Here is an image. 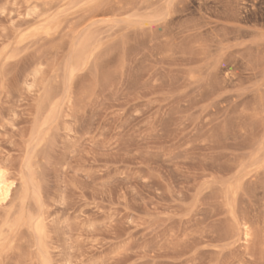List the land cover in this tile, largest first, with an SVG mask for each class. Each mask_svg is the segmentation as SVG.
<instances>
[{
  "label": "rangeland",
  "instance_id": "rangeland-1",
  "mask_svg": "<svg viewBox=\"0 0 264 264\" xmlns=\"http://www.w3.org/2000/svg\"><path fill=\"white\" fill-rule=\"evenodd\" d=\"M111 1L0 0V264H264V0Z\"/></svg>",
  "mask_w": 264,
  "mask_h": 264
},
{
  "label": "bare ground",
  "instance_id": "bare-ground-1",
  "mask_svg": "<svg viewBox=\"0 0 264 264\" xmlns=\"http://www.w3.org/2000/svg\"><path fill=\"white\" fill-rule=\"evenodd\" d=\"M113 1V0H112ZM111 1V2H112ZM116 1L117 0H115L114 1V5L111 3V5H113V6H115L114 8H116ZM131 1V0H130ZM149 1V0H148ZM132 2V1H131ZM109 2L107 1V4H108ZM119 3H121V4H123L122 3V1L120 0V2L118 1V6L120 7V5H119ZM128 3V2H127ZM130 3V2H129ZM152 3V2H151ZM151 3H150V5H151ZM103 5H101V6H104V2L102 3ZM106 4V3H105ZM97 5V4H96ZM100 5V4H99ZM110 5V4H109ZM107 5H105L104 7H106ZM113 6H112V8H113ZM117 6V7H118ZM122 6V5H121ZM124 6V5H123ZM116 8V10L117 9H120V8H122V7H120V8ZM102 8V7H101ZM100 8V9H101ZM109 9H105V10H109L110 11V9H111V13H112V8H111V6L110 7H108ZM93 9V8H92ZM98 9V10H97ZM97 9H94V10H96V11H98L99 12V8H97ZM125 9H126V7H125ZM115 9H113V11H116ZM121 10V9H120ZM96 11H94V13H96ZM119 11V10H118ZM123 11V10H122ZM102 12V11H101ZM106 12H108V11H106ZM124 12V11H123ZM109 13V12H108ZM118 13H120V12H118ZM122 13V12H121ZM91 14V13H90ZM107 14V13H106ZM90 16H92V15H90ZM94 18V17H93ZM51 21H53V20H51ZM52 22H50L49 23V21H48V23L46 24V23H44V25H48V24H51ZM54 23V22H53ZM43 25V26H44ZM57 25V24H56ZM51 26V25H50ZM53 27H55V26H53ZM51 28V27H50ZM44 30V29H43ZM84 37H86V36H84ZM89 38H91L90 36H88ZM83 39V38H82ZM87 40V39H86ZM94 40V39H93ZM84 41V40H83ZM87 43H90V40H89V42L88 41H86ZM92 42V41H91ZM80 43V42H79ZM84 43V42H83ZM82 43V41H81V45L83 44ZM86 44V43H85ZM84 44V45H85ZM93 44V43H92ZM84 45H82L83 47H84ZM83 47H79V51L80 52H83V54H85L86 52L83 50ZM87 47V46H86ZM80 48H82V50H80ZM89 48V47H88ZM88 48H86V49H88ZM85 49V50H86ZM76 52H78V51H76ZM79 52V53H80ZM85 52V53H84ZM75 55H76V53H74ZM87 55H88V51H87ZM77 56H80V54L79 55H77ZM84 56L85 55H83V58H84ZM90 56V55H89ZM88 56V57H89ZM76 58V57H75ZM81 59V58H80ZM89 59V58H88ZM77 60V58L75 59V61ZM87 59H86V57L84 58V63H85V61H86ZM76 62H78V61H76ZM83 62V61H82ZM70 63V62H69ZM74 64V63H73ZM72 64V65H73ZM76 64V63H75ZM74 64V65H75ZM86 64V63H85ZM78 65V64H77ZM81 65V64H80ZM75 67H76V65L74 66V69H75ZM77 68H78V66H77ZM70 69V68H69ZM80 69V68H79ZM72 80V79H71ZM70 83V82H69ZM52 92V91H51ZM56 93V92H55ZM54 93V95H56ZM51 96H52V98H53V94L51 93V95H50V98H51ZM48 97H49V94H48ZM56 98V97H55ZM48 99V98H47ZM54 99V98H53ZM49 101V100H48ZM48 101H47V103H48ZM52 102H53V100H51ZM43 104H44V102H43ZM49 104H50V102H49ZM57 104H58V102H57ZM42 105V104H41ZM45 105V104H44ZM46 106L48 107V104H46ZM53 106H55V105H53ZM52 106V107H53ZM41 108V107H40ZM43 108H45V107H43ZM49 108V107H48ZM51 108V107H50ZM47 109V108H46ZM64 109V108H63ZM43 110V109H42ZM51 111V110H50ZM45 112H46V110H45ZM56 112V111H55ZM53 115H54V113H53ZM60 117V116H59ZM51 119H53V118H51ZM50 119V120H51ZM55 120V119H54ZM26 184H27V181H26ZM28 186V185H27ZM14 188H16L15 187V181H14V179L13 180H11L10 179V177L8 176V173L4 170V168L0 165V203L1 202H4V201H6L7 199H9L10 197H11V195H12V192H13V190H14ZM27 188V187H26ZM29 188V187H28ZM25 191V190H24ZM27 191V190H26ZM29 193V192H28ZM23 194H25V193H23ZM27 194V193H26ZM25 206V205H24ZM29 208V207H28ZM235 208H236V206H235ZM23 209H24V207H23ZM30 209V208H29ZM31 210V209H30ZM37 210V209H36ZM39 210V209H38ZM22 211V210H21ZM25 210H23V212H24ZM232 211V210H231ZM20 212V211H19ZM38 213V212H37ZM23 214V213H22ZM28 214H30L29 212H28ZM33 214V213H32ZM39 214V213H38ZM30 216H33V215H30ZM22 217V216H21ZM20 218V217H19ZM29 218V217H28ZM27 218V219H28ZM237 219V218H236ZM16 221H17V219H15ZM33 221H34V219H32ZM31 220V221H32ZM10 221V220H9ZM27 221V220H26ZM36 221V220H35ZM240 221V220H239ZM23 222V221H22ZM30 221H28V223H29ZM39 222V221H38ZM7 223H8V221H7ZM16 224H17V222H15ZM28 223H26V225L28 224ZM40 223V222H39ZM13 224V223H12ZM32 224V223H31ZM34 224V223H33ZM24 225H25V223H24ZM242 225V224H241ZM16 226V225H15ZM8 227V226H7ZM26 227V226H25ZM29 227H31V225L29 226ZM19 228V227H18ZM38 228H40L41 230H42V227L40 226V225H38ZM3 230H5V229H3ZM10 231V230H9ZM31 231H32V229H31ZM3 232V231H2ZM1 232V233H2ZM11 232V231H10ZM21 233H22V231H20ZM6 234V233H5ZM1 235H3V234H1ZM20 235V234H19ZM7 236V235H6ZM4 238H5V236H4ZM8 238H10V237H8ZM7 238V239H8ZM2 239V238H1ZM0 239V240H1ZM1 242V241H0ZM46 243V242H45ZM43 245V244H42ZM42 247V246H41ZM43 249V248H42ZM45 251V250H44ZM39 259V258H38ZM50 263V262H49ZM46 264H47V261H46Z\"/></svg>",
  "mask_w": 264,
  "mask_h": 264
}]
</instances>
